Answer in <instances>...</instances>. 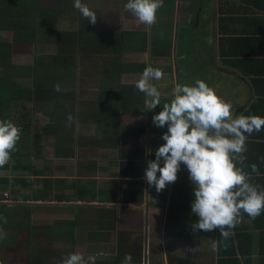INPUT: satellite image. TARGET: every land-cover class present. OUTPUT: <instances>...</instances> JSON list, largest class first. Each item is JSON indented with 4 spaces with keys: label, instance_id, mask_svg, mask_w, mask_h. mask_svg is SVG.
I'll list each match as a JSON object with an SVG mask.
<instances>
[{
    "label": "crops",
    "instance_id": "0c3cea01",
    "mask_svg": "<svg viewBox=\"0 0 264 264\" xmlns=\"http://www.w3.org/2000/svg\"><path fill=\"white\" fill-rule=\"evenodd\" d=\"M126 2L82 0L96 14L93 25L73 7L74 0H0V120L22 130L16 150L0 167V177L7 181L0 187L6 214L20 221V209L23 215L27 211V224L36 222L42 244L57 252L67 243L80 251L103 244L116 249L118 233L139 221L143 225L144 219V239L145 221L149 224L148 264L151 257L156 264H176L170 256L177 253L198 264L235 258L239 264H264V211L251 219L241 210V222L231 231L241 240L236 253L231 247L229 255L222 250L218 229L193 233L191 224L198 218L180 205L192 191L183 165L178 182L167 185L161 211L186 231L166 238V220L161 245L165 253L167 242V253L151 249V224L158 211L150 202L151 188L137 182L135 174L158 148L162 131L152 124V116L163 104L148 111L137 94L133 97L140 69L170 68L162 80L152 81L170 97L185 77L179 78L181 69L210 67L212 76L221 77L213 89L231 103L234 115L264 117V0H174L173 13L160 8L156 27L150 28L123 10ZM65 49L82 50L89 58L71 61ZM48 81L72 92H39ZM121 87L128 95L120 93ZM97 95L101 106L93 103ZM68 115L74 118L71 125ZM116 128L125 129V142ZM123 147L135 148L130 161L134 170L124 165ZM245 147L238 167L264 190V127L247 136ZM179 196L182 201L172 206ZM108 212L117 224L108 222ZM209 239L216 241L217 251L211 250Z\"/></svg>",
    "mask_w": 264,
    "mask_h": 264
},
{
    "label": "clouds",
    "instance_id": "9594fccd",
    "mask_svg": "<svg viewBox=\"0 0 264 264\" xmlns=\"http://www.w3.org/2000/svg\"><path fill=\"white\" fill-rule=\"evenodd\" d=\"M73 7L95 25V12L82 0H74ZM162 7L163 0H127L123 10L150 28L157 23L156 14ZM163 78L161 69L148 66L135 85L145 95L148 111L160 106L162 96L168 98L161 110L152 116L155 127L167 130L161 136L164 143L156 149L155 159L147 161L143 175L145 187L154 186L157 193L161 192L176 182L183 165L194 194L191 214L198 218L191 224L193 233L218 229L226 239L230 233L225 229L235 228L241 222V210L251 219L264 211V190L251 184L248 174L236 163L245 159L247 136L264 127V117L234 115L231 103L200 79L195 80L194 86L176 84L169 97L152 83ZM54 90L60 91V88L54 86ZM66 119L71 125L74 118L68 115ZM21 131L10 120H0V167L8 163L16 150ZM251 169L258 174L255 164ZM4 197L10 200L9 195L4 194ZM208 242L211 250L217 251L216 241L209 239ZM51 264H85V261L80 253L73 252L60 259L53 258ZM121 264H133L131 254H126Z\"/></svg>",
    "mask_w": 264,
    "mask_h": 264
},
{
    "label": "trees",
    "instance_id": "16d2710c",
    "mask_svg": "<svg viewBox=\"0 0 264 264\" xmlns=\"http://www.w3.org/2000/svg\"><path fill=\"white\" fill-rule=\"evenodd\" d=\"M173 1L174 0H170V2H168V0H163L162 10L165 9L164 10L165 13H167V14L173 13V11H174ZM154 27H156V25H154ZM161 40H162V38L159 37V41H161ZM161 42L163 43V46H165V45L167 46V43H164L163 41H161ZM63 54L65 56L69 57V60H71V61H75V59L78 57H81V58H87L88 57V53L87 52L85 53L82 50L72 53L68 49H65ZM143 70L144 69H140L139 71H137V75H140L143 72ZM161 70L163 71V73L164 72L167 73L171 69L169 68L166 70H164V69H161ZM118 84H120V83H118ZM54 86H58V83L55 81H48L41 86L43 91L39 90V92L53 93V92L63 91V92H66L67 94H70L72 92V90L70 88L65 87L64 85L58 86L60 88V91H55ZM1 88L2 87L0 86V89ZM120 90H121L120 93L125 92L124 94L128 95V89L126 87H121ZM136 94L138 96V100L140 101V103L145 104V99H146L145 95L139 91H137ZM160 104H163V103H160ZM155 114H157V113H155ZM160 129L162 132H161V135H159L160 136V139H159L160 143H159L158 147L164 143V141L161 139V136L167 130L166 127L160 128ZM116 131H117V134H119L121 142L122 143L125 142L124 138L122 137V131L124 133L125 129L119 130V128L118 129L116 128ZM108 139H110V138L108 137ZM156 149L157 148L154 147L152 150V159L151 160L155 159L154 153H155ZM123 150L126 151V155H124V157H125L124 158L125 159L124 165L132 167L134 170V163L133 162L131 163L130 161H131V159H134V157H133L134 155L132 156V154H135V148L129 147L127 149L126 147H123ZM236 163H237V167H238V162H236ZM145 168H146V166L144 164H140V172L135 174V176L138 178V180H136V181L141 183L142 186L143 185L145 186V180L143 179ZM135 169H138L137 164H135ZM6 182L7 181L3 177H0V187L5 185ZM124 183L127 185L132 184L130 181H127V180L124 181ZM141 189H143V187ZM167 191H168L167 186L165 187L164 190H162L159 193L156 192L154 186L151 187V190H150L151 201L150 202H151L152 206L154 205V207L157 209L158 212H160L165 206L164 198L167 195ZM193 199H194V194H193V190H192L190 198L186 199L187 203H180V205L181 206H187L188 209H191L190 204H191ZM7 205L8 204L1 202V198H0V212L6 214L5 209H6ZM113 218H114V216L108 212V222H111L113 220V222L115 224H117L118 219L117 218L113 219ZM152 224H153V234H152V232L150 233L151 249L153 250V241H154V238L156 237L158 240V245H157L156 251H160L161 253H163L162 245H161L163 228H162V225L160 223L159 218L153 215ZM169 225H173V232L176 236H180L184 231H186L185 227L181 226V222L179 220L170 219L168 224H166V228H165L166 231H167ZM3 230H4V228L0 225V231L2 232ZM8 230L10 231V228ZM109 230H112V229L109 228ZM151 230H152V228H151ZM225 230L228 231L230 233V235L225 239L219 233V240H220V246H221L222 250L227 249L228 255H229L230 247L232 248L231 251L235 252L237 242L240 244L241 240H240L239 235H236V237H235V235L231 233L232 229L226 228ZM200 232H202V231H200ZM28 234H29V240H28L29 248L27 251V258L28 259H27V261H24L22 259L15 260V261H20V264H51V261L53 260V258L60 259L65 254L73 253V252L77 253L78 249L75 250L76 246L74 244L69 245L68 243L66 245V248L61 250V252H57L56 249L52 250L53 246H50V245H48V246L51 247V249L49 247L47 249L43 248V244L40 241V236L37 233V229L34 228L32 225H28ZM154 234H156V235H154ZM118 235H119L118 246L116 249L111 248L110 250L107 251L103 248H100V249L92 248L91 250H89L90 256L87 255L86 250H84V252L80 251L79 253L84 257L85 264H121V262H122V260L126 254H131V256L133 258V264H143V262H144V256H143L144 245L142 243V240L144 238V219H143V225H142V222L139 221L137 224L132 226L131 229H127V227H125L122 231H120L118 233ZM131 235H134L136 238H138V240L134 239L133 236H131ZM168 239H171V238H168ZM176 239H178V238H176ZM14 244L15 243H13V241H8V245L11 246V248H9L8 250L5 251L6 254L9 252H14V253L17 252V250H16L17 248L12 247ZM108 253H112V254L115 253V256H107ZM89 257H92L94 259L92 261H89V259H88ZM170 257H174L173 258L175 261L174 263H176V264H188V263L189 264H198L197 261L195 260V258L191 257L190 259H187V257L182 256L181 254H178V253L173 255V256H170ZM6 259L0 260V264H7ZM239 263H240V261L238 258H235L232 261H230L229 259L221 261V264H239ZM150 264H156V262H154L153 258H151Z\"/></svg>",
    "mask_w": 264,
    "mask_h": 264
},
{
    "label": "rangeland",
    "instance_id": "374dc122",
    "mask_svg": "<svg viewBox=\"0 0 264 264\" xmlns=\"http://www.w3.org/2000/svg\"><path fill=\"white\" fill-rule=\"evenodd\" d=\"M198 63L199 62H195V65H197ZM172 71H173V68H172ZM180 72L179 73L181 75H180L179 78H181L182 76H185V77L180 79L179 84H187L189 86H194L195 80L196 79H200V80H203L209 87L213 88L214 87V82H217V81H219L221 79V77L212 76V69L210 67H208V68L195 67L193 71L191 69H189L188 67H185V68L181 69ZM30 74H33V73H30ZM40 74L41 73L38 72V75L36 76L38 79L40 78ZM201 74H203V77L201 76ZM133 88H134L133 97H135V95H136L138 90L136 89L135 86H133ZM118 94H120V93L117 92L116 95H118ZM131 96L132 95L129 96V99H130ZM161 102L164 104V103L168 102V100L164 99ZM93 103L96 104L97 106H101L100 96L99 95L95 96V98L93 100ZM125 108L128 109L129 107H125ZM115 115H116L117 118L120 116L117 113H115ZM177 182L178 181H176L174 184H176ZM177 199L178 200H174L173 203L171 202L172 206H173V204L176 201H182V197L181 196H179ZM10 213H8L7 214L8 216H7L5 213L0 212V225L4 228V230L2 232L0 231V260H3V259L7 258L6 259L7 260V264H16V263L20 264V261H15V260L22 259L24 261H27V259H28L27 258V251H28V248H29V245H28L29 234H28V224H27V220H26L27 219V216H26L27 211L23 215V212L20 209V213H21V220L20 221H19L18 218L10 216ZM156 217L159 218L160 223H161L162 226H163V224H165L166 220L168 222L170 220V219L168 220V219L165 218L164 210L158 212L156 214ZM168 222H167V224H168ZM36 224L37 223L35 222L33 224V227H35ZM9 228H10V231L8 230ZM151 228H152L151 232L153 234V224H151ZM154 235H156V234H154ZM174 235L175 234L173 232V226L169 225L168 229L166 231V237L168 238V237H172ZM131 236H133L134 239L138 240V238H136L134 235H131ZM8 241H13V243H15L12 247L13 248H17L16 249L17 252H15V253L14 252H9L7 254L5 253L6 250L11 248V246L8 245ZM142 243L144 245V243H145V239L144 238L142 240ZM157 245H158V240L155 237L154 241H153V250H154V252H156V250H157ZM178 246H179V248H181L180 244ZM43 248H46V246L43 245ZM93 248H95V249L103 248V249L108 251L111 248H113V245L112 244H103L101 246H96V247H93ZM84 250H86L87 255L90 256L89 250L87 248H85V249L82 250V252H84ZM164 251H165V253H167V242H166V248H165ZM79 252H80V250H77V253H79ZM165 253H163V254H165ZM149 259H150V257H149Z\"/></svg>",
    "mask_w": 264,
    "mask_h": 264
},
{
    "label": "water",
    "instance_id": "95a60500",
    "mask_svg": "<svg viewBox=\"0 0 264 264\" xmlns=\"http://www.w3.org/2000/svg\"><path fill=\"white\" fill-rule=\"evenodd\" d=\"M152 27V26H151ZM148 221H145V234H146V239H145V247H144V264H148Z\"/></svg>",
    "mask_w": 264,
    "mask_h": 264
},
{
    "label": "built area",
    "instance_id": "2783aa9c",
    "mask_svg": "<svg viewBox=\"0 0 264 264\" xmlns=\"http://www.w3.org/2000/svg\"><path fill=\"white\" fill-rule=\"evenodd\" d=\"M5 196H6V197H8V194H7V193H5Z\"/></svg>",
    "mask_w": 264,
    "mask_h": 264
}]
</instances>
